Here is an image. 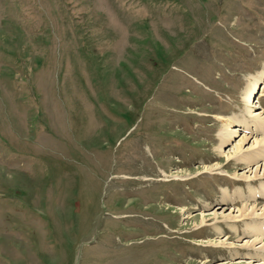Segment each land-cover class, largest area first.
<instances>
[{
  "label": "rangeland",
  "instance_id": "374dc122",
  "mask_svg": "<svg viewBox=\"0 0 264 264\" xmlns=\"http://www.w3.org/2000/svg\"><path fill=\"white\" fill-rule=\"evenodd\" d=\"M263 73L264 0H0V264H264Z\"/></svg>",
  "mask_w": 264,
  "mask_h": 264
},
{
  "label": "bare ground",
  "instance_id": "6f19581e",
  "mask_svg": "<svg viewBox=\"0 0 264 264\" xmlns=\"http://www.w3.org/2000/svg\"><path fill=\"white\" fill-rule=\"evenodd\" d=\"M264 74V73H263ZM252 91H254L255 92V90H256V83L252 86V89H251ZM252 91H250V93L252 92ZM254 97V94H252V95H250V96H247L246 97V101L245 102H247L248 104H252L253 105V101H252V98ZM248 113H251V115H252V112L251 111H249ZM253 121H255L256 123H255V128H256V130H259V131H264V122L261 120V118L259 117V115H254L253 117ZM221 121H227V120H229V119H226V118H221L220 119ZM226 126H229V125H226ZM240 126H243V127H248L247 126V123L246 122H242V124L240 125ZM227 128V127H226ZM224 132H228L229 133V130L228 129H226ZM254 133V132H253ZM229 136V134H225V133H222L221 134V136H220V139L222 140V143L223 142H225V141H227V137ZM229 140V139H228ZM244 141V140H243ZM242 141V142H243ZM259 144V143H258ZM240 149H241V146H240ZM264 154V150H262V151H258V153L256 154V156H252V157H250L249 158V160H248V165H255V164H257L258 163V156H261V155H263ZM244 158H246V157H244ZM259 193V192H258ZM258 193H256L255 191H253L252 189L249 191V194L250 195H252V196H258L257 194ZM227 195V194H226ZM240 195H241V192H234V195H233V197H232V200H234L236 197H238L237 199H241L240 198ZM227 200H228V202L229 201H231V199L229 198V193H228V198H227ZM247 212H248V209L247 208H245V205L242 207V209H241V215L239 216V217H237V218H248V217H253V215H256V212H255V210L254 211H252L251 213H249V214H247ZM264 215V214H263ZM243 219V220H244ZM231 220H233L232 218H231ZM236 220V219H235ZM234 222H239V221H234ZM259 227V226H258ZM246 231H251V232H253L254 234H257L256 236L257 237H259L258 235H260L259 234V232H260V229H258L257 227H255L254 225H247V230ZM258 241V239L256 238L255 239V241H253L252 243H249L248 244V247L250 248V249H253L254 248V246H255V242H257Z\"/></svg>",
  "mask_w": 264,
  "mask_h": 264
}]
</instances>
